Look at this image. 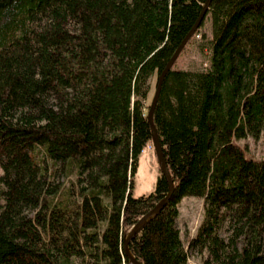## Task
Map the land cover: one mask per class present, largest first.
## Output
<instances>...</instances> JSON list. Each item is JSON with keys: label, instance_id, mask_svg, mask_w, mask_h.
<instances>
[{"label": "trees", "instance_id": "16d2710c", "mask_svg": "<svg viewBox=\"0 0 264 264\" xmlns=\"http://www.w3.org/2000/svg\"><path fill=\"white\" fill-rule=\"evenodd\" d=\"M206 2L0 0V264H131L125 234L169 191L161 173L134 195L151 79ZM209 14V68L173 67L154 114L175 191L130 243L144 264H189L188 249L264 264V159L233 142L264 136V0H212ZM41 151L84 185L50 182ZM186 196L205 199L188 247Z\"/></svg>", "mask_w": 264, "mask_h": 264}, {"label": "rangeland", "instance_id": "374dc122", "mask_svg": "<svg viewBox=\"0 0 264 264\" xmlns=\"http://www.w3.org/2000/svg\"><path fill=\"white\" fill-rule=\"evenodd\" d=\"M212 38V17L209 14L205 17L204 25L199 30L196 37L187 45L186 49L179 56L174 65L175 69L186 70H206L209 68V41ZM158 75H154L151 79V92L146 100L145 112H148L150 103L153 98L157 83ZM233 142L240 145L245 151L248 159L262 160L264 159V136L255 139L248 136L244 139L234 138ZM41 164L45 168V174L50 182L59 185L62 188L75 187L77 190L84 184L77 182V173L74 172L67 175L63 163H58L56 168L52 166V162L46 157L45 153H40ZM3 170L0 166V175ZM161 175V166L155 151L153 142L149 143L139 157L138 170L135 176L134 195H149L156 190L158 177ZM80 199L79 196H75ZM180 214L177 219V225L181 230V237L188 247L190 240L196 236L200 225L205 218V199L195 196H186L179 206ZM30 215L34 212H30ZM223 236L229 235L228 224H225L221 230ZM189 264H205L208 259V252L200 253L198 250L188 249Z\"/></svg>", "mask_w": 264, "mask_h": 264}, {"label": "water", "instance_id": "95a60500", "mask_svg": "<svg viewBox=\"0 0 264 264\" xmlns=\"http://www.w3.org/2000/svg\"><path fill=\"white\" fill-rule=\"evenodd\" d=\"M211 2L212 0H207L198 20L196 21L192 29L188 32V34L184 37V39L181 41L180 45L178 46L172 57L169 59L164 69L158 75L153 98L148 109L147 119L152 129V135H153L152 142L154 144L155 151L161 166V173L168 182L169 191L162 200L156 203L145 215H143L137 221V223L133 225L131 230L125 234L123 240V250L125 255L129 258L131 264H144L141 260L137 259L130 250V243L133 237L139 232H141L144 229V227L167 205V203L169 202L175 191L174 181L169 171L166 157L164 154L163 145L154 122V114L161 96L163 83L165 81L168 72L174 67L180 54L183 52L184 48L186 47L192 36L196 33V31L200 27L202 21L204 20L207 14L208 9L210 8Z\"/></svg>", "mask_w": 264, "mask_h": 264}]
</instances>
